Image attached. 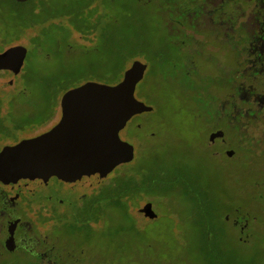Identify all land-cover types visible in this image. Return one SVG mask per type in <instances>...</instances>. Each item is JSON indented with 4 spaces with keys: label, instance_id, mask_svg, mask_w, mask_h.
Wrapping results in <instances>:
<instances>
[{
    "label": "rangeland",
    "instance_id": "1",
    "mask_svg": "<svg viewBox=\"0 0 264 264\" xmlns=\"http://www.w3.org/2000/svg\"><path fill=\"white\" fill-rule=\"evenodd\" d=\"M62 2L0 0V52L22 46L25 53L13 85L0 90L6 136L43 124L68 89L86 81L116 84L135 55L150 62L134 94L152 110L133 115L119 132L134 158L104 181L131 168L146 178L144 194L132 192L117 211H101L100 241L89 238L94 256L102 264H264V149L242 147L228 157L218 153L220 140L209 144L220 125L209 93L227 88L220 74L206 59L197 60V72L183 64L156 6L145 0H95L99 17L88 38L71 31L67 18L52 23L40 13ZM61 194L79 197L65 188ZM147 203L154 219L141 212ZM68 223L75 225L71 217Z\"/></svg>",
    "mask_w": 264,
    "mask_h": 264
},
{
    "label": "flooded vegetation",
    "instance_id": "2",
    "mask_svg": "<svg viewBox=\"0 0 264 264\" xmlns=\"http://www.w3.org/2000/svg\"><path fill=\"white\" fill-rule=\"evenodd\" d=\"M145 2L156 6L171 44L183 54V64H192L197 72L200 71L197 60L206 59L212 66L211 73L218 72L219 79L227 86L226 90L217 92L211 88L209 93L214 102L210 110L215 122L220 123L210 133L222 132L209 144L220 140L224 147L218 153L228 157L236 156L242 147L254 150L260 145L264 149V0ZM68 27L76 30L70 21ZM78 32L80 37L90 35ZM160 53L159 59H164V51ZM134 61L145 64V74L149 60L135 55L128 67ZM58 105L52 117L28 130H33L31 133L20 130L13 139L6 136L3 126L0 150L33 136L35 130L54 118ZM1 108L2 105L0 117L4 115ZM232 134L236 136L233 144L229 142ZM102 184L82 189L67 185L55 176L45 184L30 187L0 183V264H102L94 256L93 238L89 240L96 235L100 241L102 209L94 211L90 219L83 215L90 199L95 195L102 198ZM64 188L77 192L79 197L63 196ZM69 217L75 225L68 229ZM82 231L85 235L78 239Z\"/></svg>",
    "mask_w": 264,
    "mask_h": 264
},
{
    "label": "water",
    "instance_id": "3",
    "mask_svg": "<svg viewBox=\"0 0 264 264\" xmlns=\"http://www.w3.org/2000/svg\"><path fill=\"white\" fill-rule=\"evenodd\" d=\"M24 57L22 46L0 52L1 88L13 84ZM145 67L134 61L116 84L86 81L68 89L49 125L0 150V183L30 187L55 176L67 185L86 189L104 182L120 164L132 161L134 147L119 132L133 115L152 110L134 94ZM221 135V131L212 132L209 141ZM142 211L149 220L156 217L151 203Z\"/></svg>",
    "mask_w": 264,
    "mask_h": 264
},
{
    "label": "trees",
    "instance_id": "4",
    "mask_svg": "<svg viewBox=\"0 0 264 264\" xmlns=\"http://www.w3.org/2000/svg\"><path fill=\"white\" fill-rule=\"evenodd\" d=\"M63 1L58 9H52L46 12L47 9L41 8L40 13H45V20H50L52 23L58 18H67L72 26L80 31L90 33L97 25L94 20L99 15L95 14L97 11L94 5L95 0H60ZM45 5L46 0H41ZM20 35V34H19ZM120 171V170H119ZM114 175L110 180L102 184V198L95 195L89 200L83 215L91 218L94 211L102 209L103 212L117 211L121 208L123 203L130 198L132 192L139 197L143 193L146 178L141 176L133 169H124ZM145 176V175H144Z\"/></svg>",
    "mask_w": 264,
    "mask_h": 264
}]
</instances>
